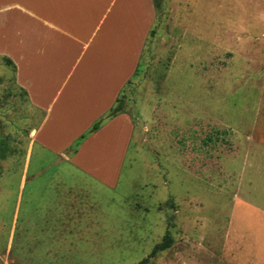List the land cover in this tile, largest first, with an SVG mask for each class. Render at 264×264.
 I'll return each instance as SVG.
<instances>
[{
    "label": "rangeland",
    "instance_id": "obj_1",
    "mask_svg": "<svg viewBox=\"0 0 264 264\" xmlns=\"http://www.w3.org/2000/svg\"><path fill=\"white\" fill-rule=\"evenodd\" d=\"M153 8L118 95L131 128L113 185L59 157L63 129L31 139L45 114L0 54V264H264V0ZM110 146L99 143V168ZM70 188L95 217H56Z\"/></svg>",
    "mask_w": 264,
    "mask_h": 264
},
{
    "label": "crops",
    "instance_id": "obj_2",
    "mask_svg": "<svg viewBox=\"0 0 264 264\" xmlns=\"http://www.w3.org/2000/svg\"><path fill=\"white\" fill-rule=\"evenodd\" d=\"M153 13V0H0V54L13 62L14 82L25 91L30 107L45 114L32 126L31 139L45 144L43 137L51 136L54 128L63 129L57 138L59 157L79 167L93 183H115L119 148L126 146L131 128L128 116L118 113L75 151L67 148L109 110L134 74ZM110 128H116L114 135H109ZM102 140L111 145L112 154L99 168ZM80 158H89L90 166ZM68 192L55 204L56 217L77 224L96 216L84 193L76 194L73 188Z\"/></svg>",
    "mask_w": 264,
    "mask_h": 264
},
{
    "label": "trees",
    "instance_id": "obj_3",
    "mask_svg": "<svg viewBox=\"0 0 264 264\" xmlns=\"http://www.w3.org/2000/svg\"><path fill=\"white\" fill-rule=\"evenodd\" d=\"M155 3H156V2H155ZM156 4L158 5V2H157ZM153 32H154V30L151 29V30L149 31L150 35H152ZM1 58H2L3 61L6 63V65L11 66L12 69L14 70V66H13L14 64H13V62H12L8 57L2 56ZM138 67H139V64H137V67H135L136 70H135V72H134V75L137 73V71H138L137 68H138ZM129 80H130V79H129ZM129 80H128L127 82H129ZM127 82H126V83H127ZM24 93H25V91H24ZM122 112H124V110H123V100L121 99V97L117 96L115 102H114L113 105L109 108V110H107L104 114H102V116L99 117V118L97 119V121H94V123L90 126V128L87 129L85 132H83V133L78 137V141H77V142L74 144V146L71 147L69 150H70V151H75V150L77 149L79 143H80V142H81V141H82L87 135H89L90 133H92V132L98 130V129L101 127V125L103 124V121H105L106 119H110L111 117L117 115L118 113H122ZM166 238H167V239H166L165 241H163V242H159V243H156V244L153 246V248L151 249V251H150L149 254H148L149 257L155 255L157 251H161V250H163V249H165L166 247L169 246V243H170V240H169V239H170V238H169L168 236H167ZM148 256H147V257H148ZM146 260H147V258H144V259L140 260V261L138 262V264H142V263H144Z\"/></svg>",
    "mask_w": 264,
    "mask_h": 264
}]
</instances>
